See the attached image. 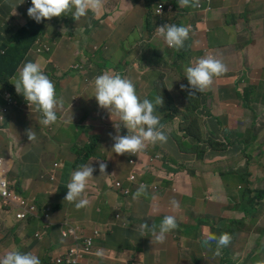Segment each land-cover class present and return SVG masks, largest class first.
<instances>
[{"label":"crops","instance_id":"crops-1","mask_svg":"<svg viewBox=\"0 0 264 264\" xmlns=\"http://www.w3.org/2000/svg\"><path fill=\"white\" fill-rule=\"evenodd\" d=\"M6 3L13 5L20 4L23 0H4ZM203 5V11L194 13L190 16L183 17L185 22H189L192 18L193 25L198 23L197 27L190 26L189 38L185 42L184 48L179 51L169 48L165 41L156 35V27L166 24L168 21L159 22L161 18H156L155 12L159 5L163 4L164 11L167 12L169 6H173L175 12L174 0L164 2L161 0L146 1L141 6H137L132 0L114 1L111 5L122 11L108 16L109 21H117L121 25H131L134 22L144 24L149 19L148 7L152 6L154 14L151 17V24L155 26L154 33L150 37L158 48L173 52H184V55L170 53L164 55L163 52L155 53L152 49L145 53L149 57V63L146 67L137 69L136 65L131 69L134 78L139 82L141 88L147 92H152V85L162 75L165 80H174L178 82V93L173 102L183 108V124H185L192 115L193 109L201 118V134L204 141L199 142L196 138L185 136L184 145L178 150H170L169 143L164 151H155L153 155L143 156V162L139 166L145 175L140 177V181H146L149 185L159 186L165 193L166 198L163 201L158 216L164 217L173 210L169 201L175 199L180 194V186L182 185L184 174L197 176L196 169H190L187 165L195 159L202 160L206 155L203 145L207 144L209 148L217 154L231 151L229 161L231 170L227 173L219 174L225 180L228 177H236L239 173L249 175L250 187L247 189L236 185H232V181H224L227 193H224L225 202L219 205L215 200L210 201L204 198V215L193 223L187 217H183V211L178 213L180 219V228L167 235L163 244H154L148 249L150 242L142 240L138 234H132L127 230L118 228L114 233L109 234L98 242V245L112 243L119 239L133 240L137 243V250L131 257V260L116 261L112 264H195L194 259L200 258L198 264H220V255L202 246L201 239L207 234L220 235L228 233L233 238V243L228 253L225 254L227 264H250L255 260L264 257V112L255 113L258 107H264V87L262 86L261 75L264 74V30L262 24L255 17V9L264 7V0H200ZM28 7L19 5L16 12L25 13ZM203 17L201 21L198 18ZM230 16L233 20L231 30L230 47L222 45L217 41V37L212 34L215 30L222 27L223 19ZM6 25L10 27L6 30L11 37H16V31L13 30L15 22L21 21L24 25H28L29 19L27 15L15 18L13 14L5 15ZM171 24H176L174 20ZM218 45L219 52L213 46ZM22 42L20 38L13 42L11 49L7 54L1 55L0 69L3 71L4 80L15 73L19 66L16 63V57L20 54ZM213 54L223 58L228 66V71L215 77L213 84L202 93H198L195 97H190L186 90L181 89V85L188 87L186 78H183L178 69L192 66L194 62L206 54ZM167 59L172 60L171 67L165 68L161 64ZM11 71L12 74L8 72ZM186 77V75H185ZM2 86V81L0 82ZM2 95V108L0 110V158L1 151L8 155L4 160L5 166L9 169L7 176L8 181L13 189L21 194L30 193L33 190L25 188L29 179L21 180L19 171L11 174V171L19 164L24 163L26 157L35 156L41 161L40 150L34 146V141L30 142L27 138L26 130L31 129V121L33 113L27 107L24 101L17 95L15 88L5 87L0 89ZM209 93V94H208ZM263 102V103H262ZM217 103L221 112L215 117L212 114V107ZM262 105V106H259ZM188 107H192L189 111ZM217 113V112H216ZM250 120L246 124L243 131L238 128L239 122H244L246 115ZM91 119H98L102 122V127L90 126L92 135L104 136L109 146L110 138L116 135L114 125L111 124L110 115L106 116L99 112L91 115ZM90 122L82 124V127H88ZM205 119V121H204ZM235 120L238 123L237 129H230L229 123ZM218 123V125H217ZM210 128L212 132L219 134H232L237 131V137L233 141L228 138L222 142V135L217 134L218 138L205 139L203 130ZM88 139L86 135L83 136ZM208 140H214L220 143H227L226 150H214L207 143ZM9 142V151L2 147L3 142ZM231 142V143H230ZM25 143V145H24ZM231 144V145H230ZM198 149V152L196 150ZM194 152V154H192ZM153 157V158H152ZM169 157H174L177 162L171 161ZM3 159V158H2ZM183 165L185 168H181ZM128 167L127 158L117 160V164L110 167L111 172L122 174ZM52 168V167H51ZM22 168H18L21 170ZM25 170V169H24ZM9 176H13L16 181H22L23 188L14 187L9 180ZM240 185V184H237ZM236 189V190H235ZM241 192L247 193L251 198L255 199L257 217L246 214L243 210H234L233 201ZM100 197L90 211L89 218L95 225L105 223L109 218L114 216L113 212L122 203L123 199L118 198L112 190H101ZM192 197L188 199V204L195 203L200 206L197 200V189L195 195H186ZM185 196V197H186ZM184 198V197H183ZM182 198V199H183ZM187 204V205H188ZM209 205L213 212L205 211V206ZM110 210L109 213L107 210ZM50 208L43 211L44 219ZM206 225L200 221L204 218ZM199 231L197 239L188 243L180 244L177 240L185 230L196 228ZM28 226L25 222L17 220L14 213H7L0 209V256H3L9 250H19L22 253L36 251L41 263H45L44 258L49 254V247L41 244L40 240L29 237ZM178 233H181L178 235ZM20 239V241H17ZM90 264H97V260H90Z\"/></svg>","mask_w":264,"mask_h":264},{"label":"clouds","instance_id":"clouds-1","mask_svg":"<svg viewBox=\"0 0 264 264\" xmlns=\"http://www.w3.org/2000/svg\"><path fill=\"white\" fill-rule=\"evenodd\" d=\"M29 1H31V7L28 8L27 15L37 23L46 20L50 21L54 17L63 16H65V25L78 23L85 19L92 21L98 18V21H102L106 8L104 0ZM177 4L180 8H197L200 6V0H177ZM16 8L17 5H13V15H16ZM168 10L167 14L163 17L158 16L155 12L156 18L163 19L170 16V21H172L174 8L171 12ZM175 13H178L177 9H175ZM155 31L156 35L161 37L169 48L179 51L184 48L185 42L189 38L190 26H177L176 24H169L167 22L166 24L156 27ZM151 33L153 35L154 31ZM156 48L157 51L153 48H147L146 51L152 49L155 53L163 52L164 54L165 49L158 48L157 44ZM144 56L149 60L146 53H144ZM148 63L143 67H146ZM83 68L84 66H81L80 70L77 72L83 73ZM227 71L228 66L223 58L211 53L206 54L198 58L192 66L185 68L188 87L186 88L185 85H181V89L188 92L189 98L195 97L198 93H202L208 89L213 84L215 77H219ZM129 72L128 74L119 68L108 67L97 74L93 81V101L98 111H94L82 117L84 111L82 106L78 104L81 107L80 115L77 117L76 123L72 124L85 132H90V126H103L100 120L91 119L92 114L99 112L106 116L110 115V121L111 124L114 125L116 135L112 136L110 134V138L113 141H109V146L106 141L104 142L106 137L102 135H92L90 132L93 137V142L87 145L85 149H82L86 150L88 146L94 145L96 154L97 140L101 139V144L108 149L110 155L106 159H101L93 157L95 155L93 154L88 160L81 162L79 155V151L81 150L72 147L76 149L74 151H77L79 161L78 164L75 165L69 180L67 181V173L64 176L63 171L67 163L72 164L73 161L70 162V160H67L64 164L63 171L59 174L62 175L61 183L55 185L51 181L48 186L57 188V193L61 199L59 206L65 208V210H67L66 215L69 214L71 218H73L74 210L82 211L93 208L100 197L101 190L104 189L102 187L103 184L106 183L108 190L114 191L118 198L124 200V203L113 212L114 216L100 225H95L90 218L84 220L73 218L74 221L83 228H98L99 235L96 238V247L101 239L114 233L118 228H121L132 234L140 235L145 242L152 237L153 239H151L148 246V249H151L153 242L163 244L169 233L180 228L181 222L179 216L166 215L164 218L158 216V212L161 206H163V201L166 198V193L157 185H149L146 181L141 182L140 177L145 175V173L139 169V166L143 162V156L155 154L154 150L148 149V145H156L158 143L161 145L166 144L168 137L174 139L176 132H178L179 135H181L182 132L175 123L178 114L172 110L165 99L161 95L152 97L151 94H153V91L151 93L145 92L141 88L139 82L134 78L131 70ZM12 86L15 88L17 95L23 96L31 112H37L42 115L43 118L40 123L44 126L55 124L57 120L61 127H63L67 121L70 122L67 117L70 108L67 110L66 102L61 97V93H59L58 82L54 85L49 77L44 74L39 62H27L24 65H19L13 75L2 80L0 89L3 87L10 89ZM75 100H80L79 102L82 101V99ZM85 105H87L89 109L95 110L92 104ZM58 109L62 111L63 114H58ZM182 112L183 108L181 107L183 122ZM81 117L82 119L78 121ZM0 118L3 119V117ZM90 119L91 124L88 127H82V124L90 122ZM25 134L30 142H35L36 133L32 129L26 130ZM84 135L86 134L83 133V136ZM83 136L82 138L84 139ZM123 158H127L128 167L126 170L122 174L111 172L110 167L114 163L117 164V160ZM63 180L66 183L62 184ZM61 186L65 188L63 192L59 193ZM30 193L38 195L39 210V204H41L39 193L36 191ZM145 196H152L151 202L146 203V201H144ZM94 199L96 200L95 203ZM169 204L174 212L178 211L180 208L179 202L174 198L169 201ZM144 206L148 211L149 217H155L154 219L142 221L144 218L142 214ZM46 208H50L47 219H52L50 216L52 210L51 203L49 206H46L45 209ZM42 219L44 220L43 215ZM200 241L202 246L215 252V255L221 256L220 264H227L225 254L229 252L233 243V238L230 234H207ZM137 248L138 246H136V250ZM95 255L99 258H103L105 252L103 249H97ZM263 263L264 261L261 258L250 264ZM0 264H41V262L39 257L31 252L22 253L19 250H9L3 256H0Z\"/></svg>","mask_w":264,"mask_h":264},{"label":"rangeland","instance_id":"rangeland-1","mask_svg":"<svg viewBox=\"0 0 264 264\" xmlns=\"http://www.w3.org/2000/svg\"><path fill=\"white\" fill-rule=\"evenodd\" d=\"M19 5L29 8L31 7V1L24 0V2L22 4H18L17 7ZM27 10L25 13L16 12V15L13 16L15 18H20L23 15H27ZM118 12L127 11L114 8V5L109 4L107 1L104 11L105 15L102 21H98V18H95L92 21L85 19L78 23L65 25V18L58 17L57 21L49 23L45 31L46 36L32 38L30 34L32 32L34 33V29L33 31L28 29L23 32V36L25 37L24 39L22 37L21 30L26 24L24 25L21 21L15 22V26H13V30L16 31V37H11L9 33L6 32L10 26L4 23L6 21L5 15L14 14L13 4L6 3L4 0H0V60H2L1 55L7 54L9 52L13 42L17 40V37L20 38L22 43H27L26 41H28L30 44L27 43V45H32L37 48L35 56L32 57L30 62H39L42 69L46 66L48 70L52 71L56 75L59 93H61V97L66 102L67 110L70 108L75 99H82V101L78 104L82 106L84 111L82 117H84V115L98 111V108L93 101V81L97 74L108 67L119 68L129 74V71L133 69L135 65L137 69H141L149 62L148 58L144 56L145 49L153 48L155 51H157L156 44L150 38L152 36L151 32L154 31L155 26H151L148 20H145L144 24L134 22L132 25H121L117 21H109L107 19L110 14ZM255 17L262 24V30H264V7L255 9ZM232 26V18L230 16H226L223 19L222 27L212 32V34L217 37V41L219 43L222 45H228L230 47L231 35L233 34L231 30ZM51 35L54 36L52 40ZM213 47L216 48L217 52H219L218 45ZM170 53L177 55V58L180 55H184V52L177 53L164 50L165 55ZM42 54H47L48 58L46 59ZM31 55L34 54L31 52ZM217 55L219 57V54ZM47 61L49 62L48 64ZM171 63L172 60L167 59L161 64L163 67L168 68L171 67ZM78 65L84 66L82 70L83 73L75 72V70L71 68L72 66ZM178 71L183 78H186L182 72L183 67L178 69ZM8 73L12 74L11 71ZM2 77L3 71L0 69V82ZM261 78V83L264 87V74L261 75ZM152 91V97L161 95L165 99L166 103L172 108V110L178 114V118L175 123L179 126L182 134L179 135L178 132H176L174 135L175 140L171 141V145H169V148H167V151L173 149L178 151L185 144L181 107L174 104L173 102L176 94L180 93V90L178 89V83L174 80H165L164 77L160 75L159 79L153 83ZM85 104H92L95 110L89 109V107ZM211 109L214 117L222 111L221 108H218L217 103ZM0 110L3 111L1 93ZM262 112H264V107H258V109L255 110V113ZM82 117L78 119V121L81 120ZM249 120L250 117L248 114L246 115L244 122H239V126L237 121L232 120L229 123L230 129L235 130L238 126L239 129L244 131ZM83 133L88 136L87 140L82 138ZM203 133L205 139H219L217 136V134H219L217 130L212 132L210 128H208L207 130H203ZM237 133V131H234L232 134H219L222 135V140L220 141L225 142L228 138L230 141H233L236 139ZM92 142L93 137L90 132H85L79 129L76 125H72L69 121H67L59 131L57 143H46L45 145L39 144L41 161H38L35 156H28L26 157L24 163L17 165L11 171V174L19 171L22 181L29 177L25 188H29L30 190L39 193L41 198L40 214L44 211L46 206L50 205L51 201L53 200L52 196L58 192L56 187H50L42 184L40 180L42 174L46 171V169H50L54 163L60 161L61 159H67L68 161L71 159L73 163H67V166L63 171L64 176L67 173L68 181L73 169L75 168V165H77L79 161L77 151H74L71 148L75 147L77 150H82ZM61 146H64V152L62 153L59 152ZM2 147L6 150V152H8L10 148L9 142H3ZM203 149L207 152L204 159H195L187 165L190 169H196L198 171L197 176L195 177L191 174L185 173L182 185L179 188V196H181V198L184 197L182 199L181 206H186L188 204V199L185 196L195 195L197 189V200L200 202L201 208L195 203H190L185 207V210L182 214L183 217H187L191 223L204 215L202 211L204 210V198H209L208 200L210 201L215 200L219 205H222L225 202L224 193H227V190L225 189L224 181L231 180L233 186L237 184H243L246 186V188L250 187L249 175L244 173L237 174L235 178L228 177L225 180L219 176V174L227 173L231 170L229 161L232 155V149L221 154L214 153L207 144L203 145ZM1 154L4 160L5 158H8V155L5 156L3 151H1ZM109 155L110 153L108 149H106L101 144V139L97 140L96 154L93 157L106 159ZM261 161L264 163V158ZM18 168L22 169L18 170ZM9 180L12 182L14 187L18 188V186H20L21 189L23 188L22 181L13 182L15 180L13 176H9ZM64 183L66 182L63 180L62 184ZM102 187L104 190H106V183H104ZM151 200L152 196L144 197V201H146V203L151 202ZM95 201L96 200L94 199V203ZM90 209L82 211L74 210L73 218L80 220L88 219ZM109 211L110 210L108 209L107 212L109 213ZM205 211L206 213L213 212L209 205L205 206ZM66 212L67 210L64 211L63 215L57 216V220H62ZM142 214L144 215L142 221L155 218L149 217L145 206L144 209H142ZM205 219H207L206 216L200 221L204 225H206ZM56 225L61 227V224ZM50 231L51 230L47 232V240L51 239ZM27 232L28 230H25V232L21 233V235L26 234ZM30 232L32 235L29 233V237H32L35 234L34 226ZM180 234L181 233H178V235ZM198 236L199 231L196 227L190 230H185L180 236H178L177 240L180 244L188 243L190 245L193 240L197 239ZM31 253L38 256V253L35 250L31 251ZM44 258L48 259V256H45ZM199 259L200 258H195L193 260L194 263L198 264Z\"/></svg>","mask_w":264,"mask_h":264},{"label":"trees","instance_id":"trees-1","mask_svg":"<svg viewBox=\"0 0 264 264\" xmlns=\"http://www.w3.org/2000/svg\"><path fill=\"white\" fill-rule=\"evenodd\" d=\"M107 1L109 2V4H111L114 1H121V0H104L105 3ZM132 1L135 5L141 6L142 3L146 2V1L149 2V1H155V0H132ZM161 1L171 2V0H161ZM174 3L176 6V9L178 11V13H175V12L172 13V18H173L174 22L178 23L179 26L197 27L198 23H195L193 25L192 18L189 20V22H185L183 20V17L190 16L194 13L203 11V9H202L203 5L200 3V6L197 8H192V7L180 8L177 4V0H174ZM148 12H149L148 21H149L150 25L152 26L151 17L154 14V9L152 6L148 7ZM27 17H28V15H27ZM64 17L65 16H63V18ZM203 17L204 16L198 18V21H201L203 19ZM28 19H29L28 25H25L24 28L21 30L22 37L24 39H25V37L23 36V32H25L28 29H31L32 31L34 29V33L32 32L30 34V36L32 38L38 37V36H46L45 31H46L49 23L53 22V21H57L58 17H54L50 21H47V20L42 21L41 23H37L29 17H28ZM163 21H168V23L170 24L171 23L170 16H167L163 19H160L157 24H159L160 22H163ZM53 38H54V36L51 35V40ZM56 38H57V34H56ZM26 42L28 44H30L28 41H26ZM27 43H22V48H21L20 54L16 57V63L18 65H24L25 63L30 62L32 57L35 56V52H36L37 48L32 46V45H27ZM50 49H51V47H50ZM31 52L34 55H31ZM42 55L46 59L48 58L47 54H42ZM48 63L49 62L47 61V64ZM71 68H73L75 70V72H77L78 70H80L81 66L80 65L72 66ZM42 70H43L44 74H46L49 77V79L54 83V85H56V83H57L56 75L52 71L48 70L46 66ZM2 80H4V77H2ZM20 99L22 101H24L26 104V101L23 98V96L20 95ZM262 100H264V95L262 96ZM191 109H192V107H188L189 111ZM195 109H193L192 115L189 117L188 121L184 124L183 133L185 136L196 138L199 142H202V141H204L202 134H201L202 122H201V118L199 117V115L197 114V111ZM32 113H33V115H32V121H31V129L36 133V140L34 142V146L38 147L40 150L39 144L45 145L46 143H57L59 131L62 128L59 125V121L57 120V122L55 124H52L50 126H44L43 124L40 123V121L43 118L42 115L40 113H37V112H32ZM57 113L63 114L62 111H60L59 109H58ZM68 116L69 115H67V117ZM173 140H175V139L168 137L166 144L161 145L158 143L156 145H148L147 147L149 150H154L156 152L157 151H164L167 144L171 143V141H173ZM207 143L214 150H226L228 148L227 143H220V142H216L214 140H208ZM71 149L76 150L75 148H71ZM59 152H61V153L64 152V146L60 147ZM196 152H198V149L196 150ZM93 154H95V146L94 145L88 146V148L86 150L79 151L80 161L83 162V161L88 160ZM192 154H194V152ZM169 159L171 161L177 162V160L174 157H169ZM66 161H67V159H61L60 161L54 163L52 168L46 169V171L43 173V174H45V178L43 179L41 176V179H40L42 184L48 186L51 182V177L53 175L57 176V175L61 174ZM181 168L184 169L185 167L183 165H181ZM239 186H241L244 189H247L246 186H244L243 184L236 185V189ZM64 188H65L64 186H61V188L59 189V193L63 192ZM23 195L30 196L32 194L31 193H23ZM52 198H53V200L51 201L52 210L50 212V214H51L50 216L52 217V219H44V220L42 219L43 212L40 214V205L41 204H39V210H38L37 216L30 217L28 219V223H27L29 232L34 226L35 227V233L38 231H41L43 233V239L41 240V244L47 245L50 249L49 254L47 255L48 259H46L45 263H41V264H64V260H68L70 258L78 259L77 264H90V260H93V259L97 260V264H112L116 261L131 260V257L136 252V246H137V243L133 240L119 239V240H116L112 243L105 244L103 246L97 244L96 249H94L93 251H87V250L79 249L77 243L75 242L74 237L73 236L65 237L61 231L62 223H64L66 221L67 215L65 214L62 220H57V218H56L59 215H63L64 211H65V208L59 206L60 200H61L59 198V194L56 193L55 195L52 196ZM186 198L192 199V197H190V196H186ZM175 199L180 204L179 210L175 211V212L172 211L171 213L166 214V215H175L177 217L178 213L180 211H183L185 209V207L187 206V205L181 206L182 205L181 196L178 195ZM180 200H181V202H180ZM198 203H200V202L198 201ZM232 208L236 211L243 210L246 214H248L252 217H257L259 215L258 212L256 211L255 199L251 198L245 192H241L239 194V196L236 198V200L233 201V207ZM56 224H61V227L57 226ZM49 230H51L50 231L51 239L47 240V232ZM30 235H32L31 232H30ZM151 239H153V238L150 237L149 240H147V242H151ZM17 241H20V239H18ZM153 243L158 244L155 242H153ZM97 249H103L104 250L105 256L103 258H99L95 255ZM134 250H135V252H134ZM58 260H62V262L57 263ZM262 260L264 261V257L262 258Z\"/></svg>","mask_w":264,"mask_h":264},{"label":"built area","instance_id":"built-area-1","mask_svg":"<svg viewBox=\"0 0 264 264\" xmlns=\"http://www.w3.org/2000/svg\"><path fill=\"white\" fill-rule=\"evenodd\" d=\"M164 5L160 4L157 15L163 17L167 14L164 11ZM173 6H169V12L173 10ZM8 168L5 166L4 159L0 158V209L7 213H14L20 222L28 223L30 217L37 216L39 197L36 194L25 196L10 186L7 179ZM45 178V175L42 176ZM62 175H53L51 181L57 185L61 183ZM61 231L65 237L73 236L79 249L93 251L96 248V238L99 235V230L96 227L83 228L80 227L73 218L68 214L67 219L62 223ZM37 240L43 239V233L35 234ZM62 262L58 260L57 263ZM78 259L70 258L64 260V264H77Z\"/></svg>","mask_w":264,"mask_h":264},{"label":"flooded vegetation","instance_id":"flooded-vegetation-1","mask_svg":"<svg viewBox=\"0 0 264 264\" xmlns=\"http://www.w3.org/2000/svg\"><path fill=\"white\" fill-rule=\"evenodd\" d=\"M80 100H74L72 105L70 106V110H69V113H68V119L70 120V124H75L76 123V119L77 117L80 115V110H81V107L78 105V102ZM71 118H72V121H71ZM72 160L70 159V162Z\"/></svg>","mask_w":264,"mask_h":264}]
</instances>
